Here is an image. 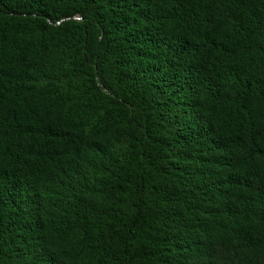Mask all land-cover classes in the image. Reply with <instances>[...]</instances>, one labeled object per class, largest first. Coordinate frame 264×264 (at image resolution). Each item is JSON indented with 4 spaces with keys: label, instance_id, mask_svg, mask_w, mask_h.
<instances>
[{
    "label": "trees",
    "instance_id": "16d2710c",
    "mask_svg": "<svg viewBox=\"0 0 264 264\" xmlns=\"http://www.w3.org/2000/svg\"><path fill=\"white\" fill-rule=\"evenodd\" d=\"M0 264H264V0H0Z\"/></svg>",
    "mask_w": 264,
    "mask_h": 264
},
{
    "label": "clouds",
    "instance_id": "9594fccd",
    "mask_svg": "<svg viewBox=\"0 0 264 264\" xmlns=\"http://www.w3.org/2000/svg\"><path fill=\"white\" fill-rule=\"evenodd\" d=\"M77 19V18H76ZM78 19H80L79 17H78Z\"/></svg>",
    "mask_w": 264,
    "mask_h": 264
},
{
    "label": "built area",
    "instance_id": "2783aa9c",
    "mask_svg": "<svg viewBox=\"0 0 264 264\" xmlns=\"http://www.w3.org/2000/svg\"><path fill=\"white\" fill-rule=\"evenodd\" d=\"M78 19V17H76Z\"/></svg>",
    "mask_w": 264,
    "mask_h": 264
}]
</instances>
